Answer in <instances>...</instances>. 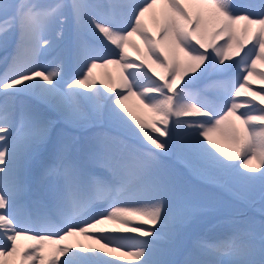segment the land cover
Returning <instances> with one entry per match:
<instances>
[{"label": "snow or ice", "instance_id": "snow-or-ice-1", "mask_svg": "<svg viewBox=\"0 0 264 264\" xmlns=\"http://www.w3.org/2000/svg\"><path fill=\"white\" fill-rule=\"evenodd\" d=\"M0 49V264H264V220L187 237L264 215V0H0Z\"/></svg>", "mask_w": 264, "mask_h": 264}, {"label": "rangeland", "instance_id": "rangeland-1", "mask_svg": "<svg viewBox=\"0 0 264 264\" xmlns=\"http://www.w3.org/2000/svg\"><path fill=\"white\" fill-rule=\"evenodd\" d=\"M242 2H247V0H242ZM251 2H256V0H251ZM146 22L149 23V25L151 26V22L148 21L147 16L145 17ZM133 40L137 43L140 44L141 47H143V45L141 44V42L139 41V39L133 37ZM219 43H223V40L218 41ZM251 47V44L247 45L245 48V51H247V48ZM9 52L11 51V48L8 50ZM203 51V50H202ZM210 51V49H209ZM5 51L3 49H0V72H3L5 70V67H2V60L3 57L5 56ZM241 55H243L241 53ZM129 58L132 60H135L136 63H140V59L137 58V55L135 52H133L131 49H129ZM239 57H233V60L230 61L231 63H234L236 60H238ZM229 61H226V63H230ZM47 66V65H46ZM153 67H155L153 65ZM261 68H264V66L259 65L257 66V70H261ZM145 70H147V67H145ZM157 72H161V69H156ZM94 73L97 75V77H103L105 73H110L114 78L119 76L120 73V69L109 65L107 68H97L94 70ZM126 74V73H125ZM149 76L152 75L151 72L148 73ZM153 79H157L155 76L152 77ZM251 83H252V87L253 89H259L260 88V84L259 82L253 77L250 78ZM100 87H102V85H98ZM203 86V85H201ZM114 95V93H113ZM239 100H244V99H250V97H241V98H237ZM130 106L136 105L138 104V101L135 98L130 99L127 102ZM244 109H242L243 111ZM241 171H244L243 169H241ZM220 195L225 196V198H227V194L226 193H220ZM241 195L243 197H245V199H241L239 201H230L232 203L235 204V207L229 212L226 213L222 216L219 217H213V218H207V219H203L200 220L196 223H194L193 225H191L188 229H187V237L190 239H195L197 237H207L209 239H216L218 237L224 236L228 233H230L232 231V228L234 226L235 222L238 221H248V220H252L254 221L257 225H259V223L261 222V220H264V215L261 214V202H260V197H259V189L258 187L255 189V191L253 193H249V192H242ZM254 196V199L252 198ZM130 235H136V234H130ZM79 240H81L83 238V244L87 245V246H92L94 248H99V245L94 244L93 241L88 240L86 237L84 238V236H80L77 235L76 236ZM75 239V236L70 237L68 241H71ZM87 241V242H86ZM82 243V242H81ZM80 243V244H81ZM53 246H51L50 249H52ZM77 250V249H76ZM115 255L112 257H107L108 259H115L114 258ZM178 259L181 257H177ZM120 264H138V262L135 261H131L128 258H125L123 261L120 262Z\"/></svg>", "mask_w": 264, "mask_h": 264}, {"label": "bare ground", "instance_id": "bare-ground-1", "mask_svg": "<svg viewBox=\"0 0 264 264\" xmlns=\"http://www.w3.org/2000/svg\"><path fill=\"white\" fill-rule=\"evenodd\" d=\"M135 38H136V37H135ZM84 238H85V237H84ZM73 239H74V238H73ZM82 240H83V238H82L81 240H79V239L75 236V239H74V240L71 239V241H67V242H68V243H81V242H82L81 244H83V241H82ZM86 242H87V241H86ZM83 245H84V244H83ZM85 246H87V245H85ZM92 246H93V245H92ZM50 248H51V246H47V247H46V249H45V253H44L45 256H47L48 253L51 252L52 249H50ZM77 251H78V249H77ZM102 255H103V254H102ZM112 258H113V257H112ZM114 258H115V257H114ZM61 259H63V257H61ZM37 264H38V262H37Z\"/></svg>", "mask_w": 264, "mask_h": 264}]
</instances>
